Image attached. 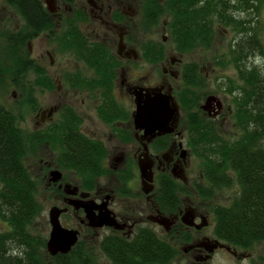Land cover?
I'll use <instances>...</instances> for the list:
<instances>
[{
	"label": "flooded vegetation",
	"instance_id": "flooded-vegetation-1",
	"mask_svg": "<svg viewBox=\"0 0 264 264\" xmlns=\"http://www.w3.org/2000/svg\"><path fill=\"white\" fill-rule=\"evenodd\" d=\"M76 1L41 0L53 11L46 9L53 29L26 40L21 53L27 57V79L35 81L42 74L53 85L52 89L39 88V92L61 90L64 96L72 93L81 100L78 108L71 100L45 108L36 105L34 116V129L45 135V189L53 207L65 210L59 217L62 227L78 230V241L93 245L96 264H112L97 249L105 237L117 235L131 242L146 229L175 249L167 264H220L226 257L249 259L250 249L229 245L214 235L212 206L208 210L201 202L207 200L197 193L204 177L202 172L198 178L192 177L188 165L193 153L189 148L190 118L196 115L222 129L232 116V106H226L216 94H198L205 88L206 78L194 80L201 76L202 64L189 54L209 46L185 48L181 15L185 9L184 16L188 17L187 10L195 9L202 12L197 18L202 17L207 24L210 3L228 0H156L157 5L154 0H84L80 9L73 7ZM62 7L69 13L65 17L61 16ZM9 13L0 17V66L8 63L6 50L12 59L18 57L13 42L18 40L23 21L11 9ZM254 18L246 20H252L256 29ZM69 23L83 38L82 55L66 49L61 40ZM213 28L218 33L225 29L227 35L235 34L229 23L215 22ZM8 34L11 43L4 36ZM43 35L53 44V49L45 52L49 64L54 54H70L76 61L72 70L51 78L30 57L28 45ZM94 47L111 56L102 66L83 57ZM158 105L165 106L167 117L172 113L165 127L158 122L148 124L142 115L148 107ZM74 148L81 153L79 158ZM141 166H147L145 174L151 181L142 177ZM52 172L59 173L56 182L50 181ZM164 190L165 197L169 195L174 201L173 209L165 213L157 205ZM85 209L95 224L109 221L113 226L89 227ZM155 219L166 222L159 225ZM89 237L92 239L87 241Z\"/></svg>",
	"mask_w": 264,
	"mask_h": 264
},
{
	"label": "trees",
	"instance_id": "trees-1",
	"mask_svg": "<svg viewBox=\"0 0 264 264\" xmlns=\"http://www.w3.org/2000/svg\"><path fill=\"white\" fill-rule=\"evenodd\" d=\"M253 1L211 2L206 12L210 17L207 24L202 17L197 18L202 12L187 10L188 17H185L184 9L181 38L188 50L196 49L198 44L207 47L216 36L213 23L233 26L235 37L227 54L225 58L215 59V64L220 69L231 67L236 73V81L226 79L224 88L233 97L232 110L239 133L223 138L211 121L196 115L194 119L190 118L191 146L201 162L204 177L197 193L202 199L210 200L217 191L233 185L238 187L227 206L211 207L214 235L232 246L251 249L261 245L264 249V49L258 32L251 25L252 20H246L259 13V7L254 6ZM3 2L23 21L18 40L13 42L18 48L17 60L12 59L8 49V63L0 66V74L12 77L11 83L17 87L24 76L27 78L29 69L27 57L21 54L25 41L50 32L53 22L41 0ZM154 3L157 5L156 0ZM67 26L68 31L61 38L65 48L82 55L83 38L73 23ZM4 36L11 43L9 34ZM253 56L255 59H250ZM83 57L94 59L99 66L111 58L106 50L96 47ZM201 78L198 76L194 80L200 81ZM35 85L42 89L53 88L42 74L33 84L28 83V102L32 105L34 98L30 93ZM18 120L14 108L9 110L0 106V264H96L93 245L84 241H78L66 255H48L45 236L36 232L34 226L43 212L37 200L40 183L25 165L28 151H36V142L43 144L45 135L43 131L26 133ZM74 154L78 158L81 156L75 148ZM167 185L171 186L170 183ZM164 192L161 203H157L163 213L171 211L174 206V201L168 199L169 195L165 197ZM97 249L112 264H167L176 254L173 247L160 241L149 229L131 242L117 235L107 236L99 242ZM260 261L264 264V255Z\"/></svg>",
	"mask_w": 264,
	"mask_h": 264
},
{
	"label": "rangeland",
	"instance_id": "rangeland-1",
	"mask_svg": "<svg viewBox=\"0 0 264 264\" xmlns=\"http://www.w3.org/2000/svg\"><path fill=\"white\" fill-rule=\"evenodd\" d=\"M84 0H77L74 8L80 9L83 6ZM254 6L259 7V13L254 18L256 31L258 32L259 42L263 45L264 49V0H254ZM67 9L64 10L63 7L61 9V16L65 17L68 15ZM9 9H7L3 0H0V17L8 16ZM18 22H21L18 18L14 16ZM216 32V31H215ZM235 37L234 34L230 33L227 35V31L225 29H219V33L216 32V36L214 38V42L211 43V46L206 49L198 50L193 53H190L189 56L195 62L202 64L200 66L201 69V76L206 78L205 88L198 90V94H209L213 93L216 94L220 99H224L226 106H232L231 95L227 93L224 88V84H227L226 79H231L232 81H236V73L233 68L229 67L227 69H220L216 66L215 61L217 58H225L227 51L229 49V45L233 41ZM30 57L34 58L36 62L45 68L47 74L54 78L55 76L59 75L61 72L66 70H72L75 64V56L70 54H54L52 55V65L49 64V58L45 55V52L48 50L53 49L52 41H50L46 36H41L38 40L33 41L30 45ZM29 49V48H28ZM216 59V60H215ZM22 78V81L19 82V86L14 87L11 83L12 77L1 75L0 74V106H3L10 110V108H14L17 111L19 116V126L26 132L32 133L36 132L37 129H34V116L36 114V109L38 108H45L50 105H61L65 101L71 100L73 106L78 108L81 107L80 105V98L73 96L72 93H65V96L62 93L63 91H53L50 93H41L39 92V86L35 85L33 87V91L30 95H33L34 103L28 102L29 99V90L26 87L29 84H33L32 78ZM37 77V76H36ZM58 77V76H57ZM223 83V84H222ZM222 84V85H221ZM219 85L222 86V90L220 89ZM224 89V90H223ZM226 98V99H225ZM36 106V107H35ZM23 121V122H21ZM22 123V124H21ZM218 127V126H217ZM219 128V127H218ZM217 129V128H216ZM218 133L221 134L223 138H231L239 133V129L236 126V121L234 119V112L232 110V116L226 121L225 125L222 129L217 130ZM34 145V143H32ZM35 150L30 149L28 151V155L25 157V165L34 179L38 180L40 183L37 200L41 204L43 212L40 218H38L34 222L35 231L38 233H42L45 236L47 241L48 234L50 231V226L48 224V212L53 206H55L51 195L49 196L46 189H45V166H43V162L46 159V153L44 144H40L36 142L34 146ZM189 148L192 149L191 144ZM193 152V149L192 151ZM189 171L192 173V177L198 178V175L201 171V162L196 156L194 152L192 153V157L189 162ZM238 192V187L233 185L229 189H222L217 191L212 199L207 201H202L206 204V207L209 210L210 206H227L234 195ZM211 211V210H209ZM212 213V212H211ZM210 213V214H211ZM68 222V221H66ZM69 225H72L73 222L69 221ZM67 223V224H68ZM66 225V224H65ZM150 226V223L147 224ZM152 229L161 233L160 230L154 225H151ZM105 233V234H104ZM103 235H107L108 232H104ZM86 230L83 232V236L86 237ZM82 239H85L82 237ZM92 238H88L89 241ZM92 241V240H91ZM96 252H98L96 250ZM251 256L247 260H235L232 258H224L220 261V264H263L260 261V258L264 255V249L261 245H255L250 249ZM98 256L101 258L99 253ZM100 263H103L101 259L99 260Z\"/></svg>",
	"mask_w": 264,
	"mask_h": 264
},
{
	"label": "water",
	"instance_id": "water-1",
	"mask_svg": "<svg viewBox=\"0 0 264 264\" xmlns=\"http://www.w3.org/2000/svg\"><path fill=\"white\" fill-rule=\"evenodd\" d=\"M46 9L49 12H53L49 5L46 3ZM166 109L165 106H151L148 107L145 112L142 114L143 118H145L146 122L148 124H158L165 127L167 123L169 122V117L171 120V112L169 113L168 117L165 115ZM140 116V111H137L136 120ZM142 177L145 178L147 181H151V178L149 176H146L145 172L148 170L147 166H141L140 167ZM51 180L52 182H56L59 179V173L52 172L51 174ZM147 193V191H145ZM78 209V207H76ZM65 212V210H61L57 207H53L48 212V223L50 226V231L48 235V239L46 241V251L49 256L53 257L58 254L65 255L71 251V249L77 244L78 242V236L79 232L78 230L74 229H67L62 227L59 221V217L61 213ZM85 216L88 221L89 227H102V226H113V223L111 222H99L98 224H95L94 218L92 217L89 210L85 209ZM155 222H157L159 225H163L164 222H166L165 219H155Z\"/></svg>",
	"mask_w": 264,
	"mask_h": 264
}]
</instances>
